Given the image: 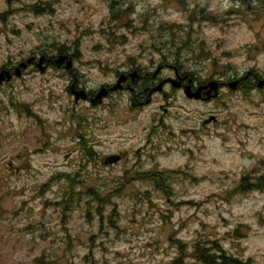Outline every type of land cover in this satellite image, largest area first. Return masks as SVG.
<instances>
[{
  "label": "rangeland",
  "instance_id": "obj_1",
  "mask_svg": "<svg viewBox=\"0 0 264 264\" xmlns=\"http://www.w3.org/2000/svg\"><path fill=\"white\" fill-rule=\"evenodd\" d=\"M44 3L39 0L31 5L42 7ZM161 3L184 6V0H157V6ZM47 7L54 14L50 3ZM113 9L118 14L111 11V26L106 33L103 20L100 27L81 31L106 34L109 43L127 50L138 35L129 15L133 9L119 11L115 3ZM203 19L196 13L188 17L189 31L183 36L176 31V27H183L179 18L165 20L159 31L193 45L198 21ZM249 23L255 35L244 40L247 56L240 57L242 60L256 58L264 51V33L257 31L264 19ZM119 28L125 31L119 32ZM199 46L206 47L207 38ZM102 47L96 45L97 49ZM235 51L227 47L224 54L231 56ZM162 93L168 95L165 89ZM69 96L76 103L71 93ZM20 107L38 124L13 139H9L12 133L0 127V264H37L41 258L46 264H202L193 257L194 247H207L212 242L238 264H262L257 252L246 253L255 246L258 236L253 220L264 227V189L241 193L239 184L243 176H264V135L248 131L264 128V120L249 117L238 121L236 127L243 129V134L233 140L228 154L214 156L211 163L202 159L206 149L211 151L209 145L191 140L198 135L191 129L182 130V136L191 142L180 140L189 159H157V151L166 157L177 143L175 132L159 140L154 135L161 125L169 127L162 116L158 120L153 117L156 122L151 131L141 129L143 140L137 133V142L119 154L113 151L100 156L99 163L97 150L82 134V125H76L80 131L73 134L79 138V145L57 161L55 155L62 150L54 143L59 121L49 123L46 116L37 115L27 105ZM169 111L164 109L165 113ZM69 119L78 118L73 114ZM219 122V116L205 115L201 129L210 135ZM216 135L224 133L217 129ZM167 141V149L161 148ZM111 155H120L121 160L106 166L105 160ZM243 157L252 162L242 164ZM76 160L83 163L76 164ZM116 167L121 168V175L115 174ZM104 169L114 171L105 176ZM167 171L173 172L167 181L168 194L151 180L141 179L147 173ZM95 195L102 201H96ZM65 202L72 206H65Z\"/></svg>",
  "mask_w": 264,
  "mask_h": 264
},
{
  "label": "clouds",
  "instance_id": "obj_2",
  "mask_svg": "<svg viewBox=\"0 0 264 264\" xmlns=\"http://www.w3.org/2000/svg\"><path fill=\"white\" fill-rule=\"evenodd\" d=\"M37 2L0 0V127L13 134L9 139L18 138L20 132L38 124L20 107L27 105L37 115L46 116L49 123L59 121L54 143L62 150L56 153L55 160H61L66 151L76 150L80 140L73 132L80 131L76 125H82V134L97 150L99 163L100 156L113 151L119 154L137 142V133L143 140L141 129L151 131L156 122L153 117L158 120L162 116L169 127L161 125L154 135L159 140L175 132L177 143L166 157L157 151V159H189L190 154L183 152L184 145L180 144L183 139L185 143H207L211 151L206 149L202 159L211 163L214 156L228 154L233 140L243 134L244 130L236 127L238 121L249 117L264 120V51L256 58L240 59L247 56L244 40L255 35L249 22L264 19V0H184L182 8L162 3L157 6V0H45L42 7L50 3L55 12L46 10L39 16L29 7ZM114 3L119 11L133 9L129 15L138 35L127 50L120 44L109 43L106 34L81 31L100 27L103 20L106 33ZM193 13L204 17L197 24L196 42L178 53L169 43L170 34L161 33L160 26L165 20L179 18L183 27L176 31L183 36L189 31L188 17ZM124 31L119 28V32ZM257 31L264 33V25ZM205 38L207 46H199ZM98 43L103 47L97 49ZM227 47L237 51L227 56ZM162 65L159 80H175L184 74L194 80L197 88L201 82L216 83L200 89L190 99L186 89L173 90L169 82L164 84L168 93L165 96L147 82V74L156 73ZM136 69L144 73L145 79L132 76V86L119 89L118 83L125 79L123 74ZM250 69L251 74L247 75ZM159 80L152 77L153 83L158 84ZM240 83H247L248 87L236 91ZM217 88L223 91L214 96ZM69 93L80 96L81 102L72 103ZM165 108L170 111L165 113ZM73 114L78 118L75 121L69 119ZM209 114L220 117L210 135L201 129V121ZM183 129L198 135L190 140L182 136ZM217 129L224 135L217 136ZM248 131L264 135V128ZM168 143L160 147L167 149ZM251 162L246 157L241 160L242 164ZM81 163L82 160H76V164ZM113 171L104 169L102 174L108 176ZM115 174H122L120 167L115 168ZM253 225L258 236L255 246L246 254L257 252L264 264V227L256 220Z\"/></svg>",
  "mask_w": 264,
  "mask_h": 264
},
{
  "label": "trees",
  "instance_id": "obj_3",
  "mask_svg": "<svg viewBox=\"0 0 264 264\" xmlns=\"http://www.w3.org/2000/svg\"><path fill=\"white\" fill-rule=\"evenodd\" d=\"M182 3L183 0H180ZM34 13L36 14H44L46 10L50 11L52 13V10L49 9L48 7H40L38 4L30 5L29 6ZM113 15H115L116 11L113 9L112 10ZM118 12L116 13V15ZM179 30L182 29V27H176ZM173 33V32H172ZM174 35V33H173ZM170 44H172L174 47H176L177 52H181L184 49H190L192 45L189 44L188 41L181 39L180 41H175L174 39H171ZM173 172H163V173H147L144 174L141 179H148L151 180L152 182L155 183L156 188L159 190H162L165 193H169L168 190V185L167 181L169 178H171L172 175H170ZM264 189V176H259V177H250V176H243L240 184H239V190L241 193L243 192H250V191H258V190H263ZM96 201H102L98 199L95 195ZM65 206H72L71 204L65 202ZM68 210V208H67ZM193 257L201 262L202 264H238V261L235 260L234 258L227 257L226 255L223 254V251L219 248V246L215 243L212 242L210 246H203L201 244H198L194 247L193 251ZM45 260L41 258L40 260L37 261V264H46L44 262ZM245 264V263H244Z\"/></svg>",
  "mask_w": 264,
  "mask_h": 264
},
{
  "label": "flooded vegetation",
  "instance_id": "obj_4",
  "mask_svg": "<svg viewBox=\"0 0 264 264\" xmlns=\"http://www.w3.org/2000/svg\"><path fill=\"white\" fill-rule=\"evenodd\" d=\"M163 67L164 66H162V68H161V70H159V71H157L156 73H149V74H147L148 75V83H150L151 84V86L152 87H155V85H156V83H153L152 82V77H155L157 80H159V73H161L162 72V70H163ZM168 67H170V66H168ZM138 72H139V75H138V77H136V78H138V79H141V80H143V79H145V75H144V73H142L141 72V70H138ZM130 74V73H129ZM129 74H126L125 76V82H124V85H123V89L125 88V87H131L132 86V79L130 78V77H132V76H130ZM251 74V73H250ZM171 78H167V79H165V81H166V83H169ZM177 79H190L191 80V88H192V90L193 91H195V89L197 88L196 86H195V83H194V80L191 78V77H188V76H184V74H181V75H179L178 77H177ZM241 80H243V78H241ZM160 81V80H159ZM209 82V81H208ZM208 82H202L200 85H199V87L200 86H205ZM171 83V82H170ZM172 84V83H171ZM188 83H185V82H183L182 83V87H184V86H186ZM246 87H248V84L247 83H240V84H238V90H240L241 88H246ZM173 90H175V89H173ZM223 91V89H219V95L221 94V92ZM202 97H203V92H202V95H201Z\"/></svg>",
  "mask_w": 264,
  "mask_h": 264
},
{
  "label": "water",
  "instance_id": "obj_5",
  "mask_svg": "<svg viewBox=\"0 0 264 264\" xmlns=\"http://www.w3.org/2000/svg\"><path fill=\"white\" fill-rule=\"evenodd\" d=\"M61 66H63L62 64L60 65V67ZM131 76H135V77H138V73L137 72H133V73H131ZM125 77V76H124ZM181 81V80H180ZM180 81L179 80H174V81H172V83H173V86L174 87H176V88H180V86H181V83H180ZM123 82H125V79L123 80V81H121V82H119L118 83V88L119 89H122V83ZM214 83H216V82H211L210 84H214ZM163 82H161L159 85H157L156 87H154V88H158L159 89V91H162V86H163ZM209 85V84H208ZM208 85L207 86H205V87H200V88H198L197 90H196V92H194V93H192V91H191V87L190 86H186V92H185V94H186V96H188L190 99L191 98H194V97H196L197 96V92L200 90V89H207V87H208ZM237 89V88H236ZM217 90H218V88L216 89V91H215V95L214 96H217ZM155 93V92H154ZM200 97H201V92H200ZM82 98L80 97V96H75V102H78L79 100H81ZM102 102V101H101ZM119 159H120V157L119 156H111V157H108L106 160H105V165H112V164H115V163H117L118 161H119Z\"/></svg>",
  "mask_w": 264,
  "mask_h": 264
}]
</instances>
